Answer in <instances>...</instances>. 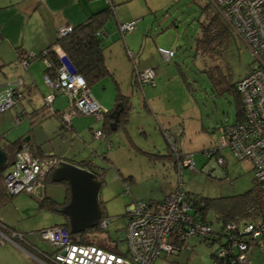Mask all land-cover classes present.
I'll use <instances>...</instances> for the list:
<instances>
[{
	"label": "rangeland",
	"instance_id": "1",
	"mask_svg": "<svg viewBox=\"0 0 264 264\" xmlns=\"http://www.w3.org/2000/svg\"><path fill=\"white\" fill-rule=\"evenodd\" d=\"M207 3V0H114L112 1L114 11L122 20H126L128 16L133 15L139 18L132 32L121 33L118 28L120 24L115 26L114 18L106 28L108 31L116 32L119 40L125 38L128 48L134 54L132 62L130 61L134 66L141 68L151 61L158 62V72L160 74L161 70L162 74L159 75L160 77L156 79V82L161 83L159 84L161 89L159 91L155 90L153 93L150 92V94L148 92L149 88L145 87L144 90L147 93L148 102L156 110L158 119L163 124L161 126H164L163 128L172 126L174 130H177L176 136L172 137L170 135L175 147L180 148L183 156H189L193 161L192 170L185 168L181 172L180 179L183 183V189L190 196L201 195L207 198H215L238 195L247 191L252 186L254 169L250 160H237L234 158L228 147L220 149L223 164H219L215 159L216 157L208 158L206 155V151L215 146V138L221 127L233 123L235 119L231 97L228 95L217 96L211 88L207 75L200 71L209 60L207 55L202 53L196 55L195 40L201 35L198 23L203 19L200 7L206 6ZM102 4L105 5L103 2ZM121 34L123 38H121ZM158 47H170L175 51L170 62L160 59L162 57L157 52ZM220 55L223 61V74L230 82H236L244 76L253 62L249 50L236 36L230 39L228 46ZM224 64L225 67H223ZM177 65L187 79L188 88L181 81ZM137 68L138 71L142 70V68ZM91 93L96 101L109 99V97L113 99L114 84L109 79H103L92 86ZM55 103V107L57 106L61 110L65 106L66 109L68 108V98L61 94L57 96ZM17 104H15L16 109L13 106L0 112V132H6L3 135L7 140H14L13 138H16L14 137L15 133L17 134L21 130V125L15 124L13 121L16 116V118L20 116V109ZM51 119L54 122L56 121L55 117ZM71 119L72 122L79 123L81 127L86 128L90 126L91 122H94L93 119L95 118L94 116L76 115ZM48 121L43 124V128L39 124L36 125L35 130L38 139L42 138L39 136L41 128L43 134L52 132V124ZM62 125L63 128L67 126ZM203 126L208 131L212 129H215V131L209 134L202 128ZM63 128L59 129L58 124L57 132L52 133L53 140L43 143L46 148L52 150V145H54L56 152H65L66 149H69L70 139L73 135L68 132L67 140H62L60 135L61 132L64 133ZM167 131L170 132L169 129ZM86 135V143L92 145L97 142L88 130H86ZM75 138L73 151L79 150L80 154L77 160L84 155H90L91 150H97L96 145L93 148H85L84 145V148H82V144H79V137L75 136ZM166 147L165 151L174 156L175 153L172 152L168 141ZM91 157L98 166L107 169L103 176L98 199L102 202L103 211L110 219V223L105 230H92L88 232L87 236L95 238L102 246L116 244L118 252L123 254L127 249L124 241L126 206L134 201H140L139 197L146 194L154 195L158 198L154 197V200L162 201L164 195L174 189L179 176L175 169L162 167L161 162L155 159V164L158 163L156 172L153 176L146 178L145 172L143 174L139 173L140 166L138 167L134 158L127 165V170H135L133 172L134 177H136L134 181L131 183L116 182L112 179L113 170L104 164V160L100 159V156L95 157L94 153L91 154ZM169 162L172 164L171 161ZM165 164L167 165V162ZM45 184L44 187L48 195L57 199L64 197V185L47 181H45ZM18 198L23 199L24 202L19 203L23 205L25 211L28 206L30 213L22 215L15 211L18 208L16 204ZM143 199L146 200V198ZM11 201L0 209L1 215L9 216L13 223H16L7 226L15 228L16 231L19 228L21 232H18L24 235L28 242L30 241L39 248L50 252L52 247L40 240L39 231L54 224H59L62 216L49 209H39L38 202L34 198H28V196H16ZM208 218L211 221L212 228L216 230L218 223L214 214L209 212ZM199 239L191 237L187 240V243L193 246L192 253L181 247V258L177 255L164 256V254H161L152 264H202V261L209 264V254L214 251L216 244L203 243ZM16 242L20 243L21 241L18 239ZM14 243L5 241L0 237V264H43L38 259H34L32 254L31 256L26 254L30 250L25 243L22 242L25 246L21 243L20 247L23 251L27 250L26 252L17 248L13 245ZM247 255L253 263H261L262 255L257 247L253 246L247 252Z\"/></svg>",
	"mask_w": 264,
	"mask_h": 264
},
{
	"label": "built area",
	"instance_id": "2",
	"mask_svg": "<svg viewBox=\"0 0 264 264\" xmlns=\"http://www.w3.org/2000/svg\"><path fill=\"white\" fill-rule=\"evenodd\" d=\"M105 2H109L105 0ZM219 17L227 25L232 35L239 38L252 55L253 62L248 72L235 83L238 93L243 121L225 124L221 127L215 140V146L206 151L208 157H216L223 164L220 149L228 147L237 160H250L254 169V179L264 198V0H207ZM136 21L118 26L121 33L132 32ZM72 26H62L57 30V37L67 35ZM59 61L55 78L44 75L43 81L51 93L45 98L48 110L55 94L68 98V108L61 114V121L69 125L70 119L76 115L94 116L101 120L107 113L95 100L87 88L83 77L71 69L63 50L53 47ZM157 52L164 61L174 57L175 51L158 47ZM127 55L133 54L127 50ZM32 56L20 61L26 68ZM45 65L48 63L44 60ZM157 74L154 68L134 71V79L140 86H155ZM22 98L14 90L0 93V112L12 108ZM16 120V119H15ZM17 122V120H16ZM93 137L104 140V134L94 131ZM171 150L175 153L178 169V186L161 202L134 201L126 206L124 241L127 249L123 254H116L98 246L75 243L70 239L68 231L60 226H52L39 231V238L50 245L52 256L44 255L50 264H152L161 254H173L181 247L190 250L187 240L191 237L211 239L218 236L224 245L217 244L214 249L216 264L218 259L226 258L223 264H251L247 252L253 247L249 241L261 240L264 237V221H249L238 226L228 224L223 233H214L211 227L192 213L193 209L180 175L183 169H193V161L189 156L178 154L171 136L165 134ZM110 146L107 145V148ZM58 161L48 155L34 156L27 144L15 153L13 164L4 174L3 183L10 196L23 194L37 196L43 194L46 175L52 172ZM98 171V169H97ZM110 223L108 217H100L97 221L99 229L105 230ZM5 225L0 221V228ZM0 237L8 242L24 241L23 235L11 230ZM234 254V255H233ZM217 259V260H216ZM47 264L43 260L40 261Z\"/></svg>",
	"mask_w": 264,
	"mask_h": 264
},
{
	"label": "crops",
	"instance_id": "3",
	"mask_svg": "<svg viewBox=\"0 0 264 264\" xmlns=\"http://www.w3.org/2000/svg\"><path fill=\"white\" fill-rule=\"evenodd\" d=\"M109 1L110 3H112V1L114 0ZM102 2L105 3V5H103ZM106 6L107 3L104 0H0V93L8 90H14L15 92L22 95V98L16 102L18 103L17 106H19L18 108L20 109L19 117L21 118H18L21 120L19 121V119L16 118L17 116L13 119L15 124L17 123L21 125V130L17 134L15 133L14 137L16 138L13 139H21L22 141H24L25 144L30 147L31 153L34 156H41L44 154L48 156L51 155V157H53L57 161H65L81 168H83V164L89 162L95 167L102 168L101 166H98L96 162H94V160H92L91 154L94 153L95 157L100 156V159L104 160V164L108 166L109 169L113 170L112 179L116 182L120 181L121 183H131L134 181L136 177H134L133 172H135V170H127V165L130 164V161L134 158L136 159L135 162L137 163L138 167L140 166V168L138 169L139 173L143 174L145 172L146 178L153 176V174H155L156 172L158 163L155 164V159L156 161L161 162L162 167H172L178 173L177 159L172 156V154L170 155L165 151V149H167L165 134L174 137L177 134V130H174L172 126H167L166 128H163L164 126H161L163 124L161 121H159L156 110H154L153 106L148 102L146 98L147 93H145L144 90L145 87L149 88V94L150 92L153 93L155 90L159 91L161 89L159 84L161 83L156 82L155 80V86L153 87H140L138 84L134 85V71L138 67L134 66L133 63H131L134 54L132 50L128 48L129 46L126 44L125 38L119 40L117 38L116 32L113 33L111 32L112 30L108 31L107 28L105 32H103V44L105 46L103 55L106 66L111 73L115 83L112 82V79L110 77H106L104 79H109L114 84V98L112 99L109 97V99H102L97 102L104 110L110 111L111 109H113L116 105L114 104L116 84L120 94L123 97H126L129 102V110L127 114L128 123L126 125L125 131H123L120 127H116L114 132L105 137L104 140L96 139L93 137V133L94 131L101 129L102 121L98 120L95 117V119H93L94 122H91L90 126L86 128L81 127L79 123L72 122V119H70L69 125L63 128L61 114L65 112L66 106L62 110L57 106L55 107V102L59 94H55L54 99L50 105L54 110L53 112L55 113L53 116L45 117L43 119L36 120L35 122H32L34 120L31 121L30 119L32 113L36 112L41 107L46 106L45 98L51 93L50 89L47 87V85H45L43 81L46 65L45 62L41 58H39V54H41L45 49L55 43L57 39V30L59 27L67 25H79L95 12L106 8ZM138 18V16L133 15L131 17L128 16L126 20H122V18H120L115 12V26H117V24H123V21H125L124 23L131 21L137 22ZM108 24L106 25V27L108 26ZM120 36L121 38H123L122 34ZM167 49L172 48L169 47ZM127 50L132 52V57H129L127 55ZM27 56H32V60L28 62L26 68H23L20 65V61ZM170 60L166 62H170ZM158 66V62L151 61L150 63H148V65H145L141 68H154L157 74L156 79H159L162 71L160 70L159 74ZM138 68L141 69L140 67ZM177 71L180 76V68L178 65ZM13 108L16 109V105H14ZM16 113L18 114V112ZM53 117L56 118L55 122L51 119ZM15 119L17 120V122ZM46 121L52 124V132L47 133L48 139L47 134H43L42 132L43 124H45ZM37 124L41 125L42 127L39 133V136L42 138L39 139L37 138L38 136L36 135L37 132L35 130ZM58 124L59 129L63 128L64 130V133L61 132L60 135L62 140H67L68 132L72 133L73 135L70 139L69 149H66L65 152H56L54 145H52V151L50 150V148H46V146L43 144L46 141L53 140L52 133L57 132L56 129L58 127ZM202 128L208 133L215 131V129L208 131L204 126ZM168 129L170 132L167 131ZM86 130L92 133V137L97 141V144L95 143L91 145L86 143ZM167 132L172 134H168ZM5 133V131L0 132V135H3ZM75 136L79 137V144H82V148H84V145L85 148H93L96 145L97 150L93 149L90 151V155L86 153L87 156L84 155L79 160H77L80 154L79 150L73 151V147L75 146L76 142ZM107 145H109L110 147L107 148ZM176 148L177 152H179L180 154L182 150L178 147ZM182 155L183 154L181 153L180 156ZM169 161H171L172 164H170ZM165 162H167V165L165 164ZM106 170L107 169H104V172ZM177 186L178 180L174 189L168 191L164 195V198L168 194L175 191ZM45 187L43 190V194L37 196H28V198H34L38 202V204L43 197H47L58 203L63 202L64 197L61 199H57L53 196L48 195ZM16 196L27 197L23 194H19ZM132 197L134 196L132 195ZM154 197L156 196L146 194L144 196H140L139 199L148 202H161V200H154ZM143 198H146V200ZM22 201L23 199H16L18 208H16L15 211H18L22 215L30 213V210H28V206L25 211L23 205L19 203ZM39 209L43 208H40L39 206ZM0 221L6 225L16 224L13 223V220L9 216H3L1 215V213ZM62 222L63 217H61V220H59V224H61ZM59 224H54L53 226ZM17 229L19 232H21L19 228ZM23 240L26 241H23V243L27 245L30 252L27 250L23 251L21 249L22 247H20V245L22 242L18 243L14 241L15 243L13 245H15L17 248H20L23 252L27 251L26 254L28 256H31L32 254V257L34 259H38L39 261H41V259H44V255H49L54 251L53 248L50 252L39 248L37 245L31 243L30 241L28 242V239L25 238L24 235ZM200 242L202 241L200 240ZM25 244L23 245L25 246ZM188 245L190 247V250L188 251L189 253H192L193 246H191L189 243ZM211 254L212 252L209 254V264L212 263ZM165 255L166 254H164V256ZM167 255H177L179 258H181L180 251ZM251 262V264H255L253 263V261ZM202 264L207 263H204L202 261ZM260 264H264V255H262Z\"/></svg>",
	"mask_w": 264,
	"mask_h": 264
},
{
	"label": "trees",
	"instance_id": "4",
	"mask_svg": "<svg viewBox=\"0 0 264 264\" xmlns=\"http://www.w3.org/2000/svg\"><path fill=\"white\" fill-rule=\"evenodd\" d=\"M200 10L201 14L203 15V19L198 23L201 35L195 40L196 55H200V53H202L207 55L209 59L206 63V66L200 71L201 73L207 75L211 84V88L217 96L228 95L231 97L235 111V119L233 123L241 122L243 121L244 117L240 99L235 88L236 82L228 81L226 76L223 74V61L220 58L221 52L224 51V49L228 46V43L233 35L227 25L223 22V20L219 17V15L209 3H207L206 6L200 7ZM113 18L115 20L114 5L109 1L106 8L95 12L81 24L72 26L71 31L67 35L61 38L57 37L55 43L52 46L48 47L41 54H39V58H41L43 61L45 60L48 63V66H45L44 75H48L50 78L56 77V72L60 65L58 58L54 53L53 47L58 46L63 50L66 60L70 64L73 72L83 77L86 86L90 91L94 84L106 77H110L112 82H114V79L112 78V75L106 66L103 55L105 48L103 44V32H105L106 25L111 22ZM223 67H225V64ZM180 76L183 84H185L188 88L189 84L187 83V79L181 70ZM135 84L137 85L136 81L134 85ZM115 89L116 94L114 104L121 103L123 105V110L119 114L116 127H120L123 131H125L126 125L128 123L127 114L129 110V102L126 97H123L120 94L116 84ZM110 111L108 110L100 120L102 121V127L100 131L104 134V137H107L114 132L109 126V123L111 122V119L109 118ZM54 114V112H50L48 110L47 106H43L36 112L32 113L30 119L31 121L34 120L32 122H35L36 120H40L45 117H51ZM212 133L213 132H210L209 134ZM23 144H25V142L21 139L10 141L5 139L3 135H0V149L6 154V162L0 168V209L6 203L10 202L14 197L10 196L6 192L3 178L7 169H9V167L14 162L15 153L22 147ZM82 167L93 172L99 183H103V176L105 174L104 169L95 167L90 162L83 164ZM51 174L52 172H49L46 175L45 181L55 183L51 179ZM58 184H62L65 187V196L62 203H58L47 197H43L39 201L40 208L55 211L63 217V222L56 226H60L68 231L70 239L75 243L94 245L116 254H122L118 252L116 244H113L112 246H102L98 240L87 236L89 231H102V229H99L97 225H95L93 228H88L79 234H72L70 232L68 218L59 210V208L66 205L69 201L68 184L66 182H61ZM186 194L192 206V213L194 216L200 221L207 223L214 233H223L226 231L228 224H234L235 226H238L249 221H264V198L261 196L259 186L255 179H253L252 186L247 191L238 195L207 198L201 195L190 196L189 193ZM98 203L101 210V217H107L103 211L104 208L102 202L98 200ZM209 212L214 214L215 220L218 223V228L216 230L212 228L211 221L208 218ZM0 230L5 234L7 231L14 229L5 225V227H1ZM200 240L204 243L216 244V246L217 244H220L221 246L226 245L225 242L221 241L218 236H214L211 239L203 238ZM261 240H264V237H262ZM248 243L257 247L262 255H264V243H260L257 240L249 241ZM53 252L49 254V256H52ZM211 257L213 260L215 259L214 251L212 252ZM226 258L218 259L216 264H223V262L227 261L228 258ZM41 260L47 264H50L49 260Z\"/></svg>",
	"mask_w": 264,
	"mask_h": 264
},
{
	"label": "water",
	"instance_id": "5",
	"mask_svg": "<svg viewBox=\"0 0 264 264\" xmlns=\"http://www.w3.org/2000/svg\"><path fill=\"white\" fill-rule=\"evenodd\" d=\"M123 110V105L117 103L109 112L110 129L114 131L118 117ZM6 162V154L0 149V168ZM51 179L55 183L66 182L69 188V201L59 208L60 212L67 216L72 234L82 233L88 228H93L101 217L98 196L101 184L95 174L89 170L58 161L54 167Z\"/></svg>",
	"mask_w": 264,
	"mask_h": 264
}]
</instances>
